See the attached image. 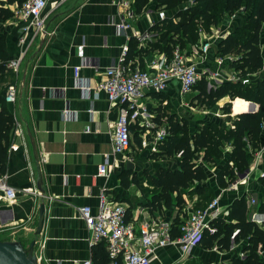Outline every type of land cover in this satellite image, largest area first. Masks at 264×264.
I'll use <instances>...</instances> for the list:
<instances>
[{
	"label": "crops",
	"instance_id": "0c3cea01",
	"mask_svg": "<svg viewBox=\"0 0 264 264\" xmlns=\"http://www.w3.org/2000/svg\"><path fill=\"white\" fill-rule=\"evenodd\" d=\"M122 1L46 0V32L35 36L19 73L13 74L17 96L13 105L7 106L13 117V126L9 132L5 167L0 171L8 175V183L15 189L16 197L13 201L0 203V241H20L24 247L35 241L38 264H81L88 259L94 261V251L99 243H94L92 234L78 217V208L89 206L95 212L101 193L111 200L120 201L126 207L127 220L134 221L144 217L146 220L153 218L170 223L178 219L181 221L187 217L188 209H194V204L200 201L197 194L189 193L194 188L192 185L182 194L184 203L179 207L172 205L166 208L162 205L153 211L144 207L148 197L144 173L153 174L159 167L173 168L176 165L175 158H172L173 165L165 166L160 164V158L151 156L157 152L160 143L155 140L156 132L166 127V118L159 117L157 121V109L167 103L177 108L185 106L192 100L196 90L189 93L192 97L186 100L185 94L179 91L178 82L174 80L161 92V96L147 92L144 97L148 107L146 121L138 119L130 124L136 127L138 143L131 145L123 154L113 153V123L117 119L118 105L109 103L104 92L96 93L95 86L106 68L122 61L124 48H127L129 66L150 74L155 73V64L161 56L168 57L157 49L137 56L130 55V45L134 41L138 49L156 44L158 33L152 28L155 23L162 21L157 12L163 9H154L155 0H148L147 6L140 13L134 11V17L126 20L128 28L119 32L117 24L123 12ZM130 1L134 10V0ZM185 3L183 8L179 5L172 10H163L165 16L177 21L175 15L193 4L192 1L190 4ZM15 8V4L9 6L13 15L0 20V35L4 36L6 51L11 58L20 52L21 25L14 16ZM147 9H154V12L146 14ZM233 17L231 15L230 19H224L218 27L220 29L212 26L210 32L199 33L196 47L205 38H222L223 32L220 30L226 29L228 22L234 24ZM136 35H150V39L138 42ZM78 46L83 47L82 57L77 55ZM180 52L187 61L197 65L200 73L202 68L209 67L218 71L224 81L235 75L228 67L233 57L230 60L224 58V62L219 65L217 59L211 58L208 53L197 56L195 51L190 52L188 49H180ZM75 68H78L77 78L74 76ZM262 71L264 69L253 77L262 75ZM86 86L90 88L89 93L84 91ZM236 100L239 99L230 101V114L219 116L223 122L242 113L233 111ZM227 101L228 98H224L223 103ZM245 102L246 112L257 110L256 104ZM132 137L133 132L130 130L131 141ZM131 148L134 153L140 152L139 155L128 154ZM34 152L40 167L42 192L37 188ZM249 152L253 156L250 157L248 168L226 186L220 188L216 184L219 165L215 167L212 176L207 173V180L201 184L212 193L207 204L212 199H218L221 212L219 218L229 222L232 202L244 197L249 220L261 227L264 213L259 211V206L264 203V185L259 178L264 175V144L258 150ZM127 163L131 168H128ZM102 164L106 165L105 175L98 174ZM208 165L203 164L205 169ZM207 171L210 172L209 168ZM133 174L137 176L139 185L130 182L127 187L122 186L121 177L125 176L130 181ZM26 189L33 192L28 193ZM249 198L254 199L255 203L250 204ZM40 204L45 207L44 225L41 233L36 236ZM244 244L243 240L235 243L234 239H230L226 251L218 250L216 245L208 249L198 245L191 249L189 255L182 254L175 246H167L155 252L150 264H182L184 261L199 264L201 258L209 259L212 264H228L233 258L244 257ZM258 252L260 254L259 247ZM98 259L99 255L95 261L98 262Z\"/></svg>",
	"mask_w": 264,
	"mask_h": 264
},
{
	"label": "trees",
	"instance_id": "16d2710c",
	"mask_svg": "<svg viewBox=\"0 0 264 264\" xmlns=\"http://www.w3.org/2000/svg\"><path fill=\"white\" fill-rule=\"evenodd\" d=\"M25 0H0V20L13 15L9 6H20ZM186 0H155L154 9L172 10ZM192 5L179 11L174 21L165 17L155 23L152 29L158 33V41L148 48H137L136 42L130 45V55H140L148 50L157 49L168 57L175 47L187 49L191 44L199 42L198 22L205 28L218 25L221 13L238 15V25L233 27L226 36L213 42L208 55L211 58L227 56L233 57L228 63L230 70L240 77L238 81H224L215 88L207 89L205 76L196 82L193 87L192 100L202 99L208 105H214L224 98H228L219 109L223 115L230 114V101L236 100L233 111L242 112L222 124L220 119L209 123L196 121L193 126L184 117L176 114L169 115L166 119L167 136L158 144L156 153L152 158L176 159L173 168L159 167L153 174L145 172L148 197L145 206L149 210L166 208L175 205L181 206L184 202L182 194L194 186L192 194L199 196L194 209L203 208L212 198L208 187L201 183L207 180V172L203 164L218 166L216 172V184L221 188L226 186L235 177L244 172L250 161L249 151L258 150L264 144V74L253 77L264 69V0H191ZM148 4V0H134L133 7L136 13H140ZM154 9H152L154 11ZM237 16V17H238ZM11 59L5 47V39L0 35V170L5 167V154L8 148L9 132L13 126V117L4 102V95L9 84H14L13 74L6 68V61ZM241 79H247L245 84ZM155 94L156 96H161ZM242 99V100H241ZM252 102L258 106L254 112H246L244 104ZM157 121L159 122V107ZM132 130L130 146L137 144L135 135L136 127L129 126ZM131 146V147H132ZM228 151L224 153V149ZM125 173V175L130 174ZM121 185L127 187L130 182L139 185L135 174L129 181L125 176L120 179ZM264 185V175L259 178ZM196 183V184H195ZM112 201L119 202L117 199ZM259 211L264 213V203L259 206ZM229 222L218 218L214 221L216 231L213 234L204 232L199 243L202 249L216 245L218 250H228L230 236L237 230L234 242L244 241L242 247L243 258H233L228 264H264V221L261 227L249 220L245 198L234 200L229 208ZM179 219L172 223V234L177 236ZM258 247L260 254L258 252ZM94 251L92 264H105L108 262L107 252L103 242L99 243ZM97 255L100 259L97 260ZM199 264H212L209 259L201 258ZM217 264V263H215ZM225 264V263H222Z\"/></svg>",
	"mask_w": 264,
	"mask_h": 264
},
{
	"label": "built area",
	"instance_id": "2783aa9c",
	"mask_svg": "<svg viewBox=\"0 0 264 264\" xmlns=\"http://www.w3.org/2000/svg\"><path fill=\"white\" fill-rule=\"evenodd\" d=\"M132 1L123 0L121 5L123 12L121 20L117 24V30L123 32L128 28L127 19L134 17ZM46 0H25L20 6H16L14 16L20 22V52L14 58L6 61V68L17 75L24 61L26 52L36 35H44L46 30ZM146 14L154 12L147 9ZM160 20H163L165 12H157ZM138 42L150 39V35H136ZM220 37H216L219 39ZM212 38H205L195 49L194 54L204 56L212 45ZM127 48L122 51V61L105 69L103 77L95 86V92H104L109 103L118 105V115L113 123V145L114 155L125 153L130 147L131 123L138 119L146 121L148 107L144 102L147 92L161 93L171 81H177L181 94L192 92L194 85L200 79V72L195 63L189 62L183 57L179 47H175L169 57L161 56L155 64V73L150 74L145 70L132 69L126 59ZM77 55L83 56V47H77ZM226 59L231 56L225 57ZM220 65L224 58L216 57ZM75 68V78H77ZM207 89L215 88L224 80L218 73L209 67L203 69ZM235 73V72H234ZM240 77L236 74L228 81H238ZM247 79H241V83H247ZM85 93L90 92L89 87L84 88ZM17 96L15 84H9L4 95V102L13 105ZM1 110V106H0ZM147 124V123H146ZM17 125V124H16ZM19 130V134H20ZM167 136V127H161L155 135V140L161 142ZM106 165L99 166L98 174L105 175ZM26 191L33 192L31 189ZM16 197L15 189L8 183V175L0 171V203L13 201ZM254 204V199H248ZM143 211V210H142ZM221 216L218 209V199L212 201L203 208L188 209V215L177 225L178 235L172 234V223L155 220H127L126 207L119 202L112 201L107 195L101 193L99 205L95 212L89 206L78 208V217L84 222L87 230L92 234L94 243L103 242L108 256L105 264H150L155 257V252L163 247L175 246L185 255H189L192 248L199 245L204 232L213 234L216 231L214 221ZM235 230L230 239L233 240L237 234ZM37 262L39 258L36 256ZM81 264H92L90 259Z\"/></svg>",
	"mask_w": 264,
	"mask_h": 264
},
{
	"label": "rangeland",
	"instance_id": "374dc122",
	"mask_svg": "<svg viewBox=\"0 0 264 264\" xmlns=\"http://www.w3.org/2000/svg\"><path fill=\"white\" fill-rule=\"evenodd\" d=\"M185 2H188L190 4L191 0H186L184 2H181L179 5L181 6V8L185 7L186 6V3ZM185 9V8H184ZM183 11V10H182ZM230 19L231 16H229L228 14H224V13H221V16H220V19H219V22H218V25L214 26V28L216 29H220L218 27L221 26L222 24V21L224 19ZM227 19V20H228ZM234 19V24L230 25V23L228 22V26H227V30L226 29H221L220 31L223 32V35L222 37H224L226 35L227 32H230L232 31L233 27H236L238 25V19H239V16L236 17L234 16L233 17ZM198 26V33H203V32H210V29L208 28H205L204 26H202V24L200 22H198L197 24ZM223 30H226V31H223ZM200 36V35H198ZM200 39V38H199ZM211 41H215V38L211 39ZM196 44L197 43H194V44H191L189 45L188 47H186L190 52H194L195 49L197 48L196 47ZM213 44V43H212ZM213 47V46H212ZM202 68V67H201ZM228 68V67H227ZM228 70V69H227ZM203 72V68L201 70V73H200V79L201 77L204 76V73ZM262 75L264 74V71L261 72ZM236 74V73H235ZM238 76V75H237ZM199 79V80H200ZM198 80V81H199ZM196 88H197V83L194 85ZM192 97L191 94H185L184 95V98L186 100H189L190 98ZM226 99V98H225ZM235 100V99H234ZM232 100V101H234ZM190 102H187V104L185 106H179V108L177 107H174L173 105L167 103V104H164V105H161V109L162 111L160 112V118H167L169 115L171 114H176V115H179L181 117H184L188 120V122L190 123L191 126L194 125V123L196 121H204L205 123H209V122H212V121H216L218 122L221 118H219V116L222 115V111H220V107L219 105H223L224 103V99L220 100L219 102H217L216 104L214 105H208L205 101H202V99H195V100H189ZM190 103V104H189ZM220 103H223V104H220ZM232 105V104H231ZM234 105V104H233ZM250 107H252V105H250ZM232 113V111H231ZM228 123V121H226ZM226 122H221L222 124H226ZM228 150V148H225L224 149V153H226ZM251 151V150H250ZM254 152V151H252ZM140 152H136L134 153L133 149L131 148L128 152V154H133V155H136L138 156ZM253 153H249V156L252 158V155ZM161 160V161H160ZM159 161L161 162L160 164H163L165 166H168V165H173V160L172 159H160ZM157 161V160H155ZM216 166H212V165H208V168L210 170H208V168H206L205 170L207 171V173H209V176H212V172L214 171ZM190 194L192 193V191L189 192ZM0 238H2V235H0ZM24 246V245H23ZM29 246L25 247V248H28ZM34 252H36V250L34 249ZM36 254V253H35ZM182 264H192L190 261H184Z\"/></svg>",
	"mask_w": 264,
	"mask_h": 264
},
{
	"label": "water",
	"instance_id": "95a60500",
	"mask_svg": "<svg viewBox=\"0 0 264 264\" xmlns=\"http://www.w3.org/2000/svg\"><path fill=\"white\" fill-rule=\"evenodd\" d=\"M253 111V109H250L249 112ZM34 156L37 170V188L39 191H41L40 167L35 152ZM128 168H131L130 164L128 165ZM44 212V204H40L38 210L37 227L35 230L36 236L42 231L44 225ZM34 246L35 241H32L28 248H25L20 241H0V264H38L36 254L34 252Z\"/></svg>",
	"mask_w": 264,
	"mask_h": 264
}]
</instances>
